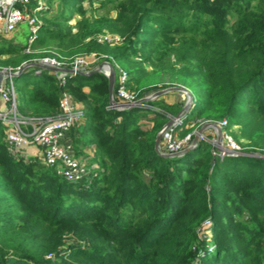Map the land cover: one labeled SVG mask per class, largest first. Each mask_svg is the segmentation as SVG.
Segmentation results:
<instances>
[{
	"label": "trees",
	"instance_id": "obj_1",
	"mask_svg": "<svg viewBox=\"0 0 264 264\" xmlns=\"http://www.w3.org/2000/svg\"><path fill=\"white\" fill-rule=\"evenodd\" d=\"M57 1L55 15L50 7L40 13L33 47L42 53L29 56L26 42L0 40V55L11 56L4 67L96 53L99 64L128 73L139 99L187 89L186 128L193 116L226 121L224 131L247 142L244 154L264 155V0ZM106 31L123 42L98 43ZM14 82L25 117L53 116L62 90L72 94L84 111L70 132L75 154L94 147L97 176L68 182L41 158L25 159L0 122V264H264L263 158H221L206 141L181 157L159 155L166 115L181 106L158 99L146 105L164 113L111 109L103 72L69 77L62 88L52 72L27 69ZM198 88L201 98L192 93Z\"/></svg>",
	"mask_w": 264,
	"mask_h": 264
},
{
	"label": "built area",
	"instance_id": "obj_2",
	"mask_svg": "<svg viewBox=\"0 0 264 264\" xmlns=\"http://www.w3.org/2000/svg\"><path fill=\"white\" fill-rule=\"evenodd\" d=\"M33 2H35L34 7L29 9L28 7L32 5ZM45 7V0H0V35H11L18 31L22 24H28L29 35L27 37L26 51L32 54L33 46L38 40L43 25L39 19V14ZM97 41L101 44L115 46L121 44L123 38L116 34L105 33L97 36ZM98 61L99 57L92 55H81L70 60L45 57L33 59L29 63H25L22 68L17 69L15 72H9L19 74L28 64H40L60 70L70 69L72 73L52 72L58 81L59 87L63 88L66 86L69 77L77 76L80 73H89L92 65L96 64ZM113 68L116 73V93L114 96L116 108L110 106L111 109L124 111L138 107H149L158 112L156 108L148 106L146 103L137 105V102L141 99L138 98V93L131 92L128 89V73L117 65H115V67L113 66ZM29 69L33 70L35 74H40L44 71L38 67ZM103 71L108 77L110 69L104 67ZM17 99L18 94L14 78L9 77L3 81L0 90V100L7 104L6 110H0V122H2L6 128V140L12 150L30 145L40 147L43 164L46 167L54 168L57 173L68 182H81L85 179L97 176L95 170L87 162L76 157L73 144L67 140L74 126L84 119L83 109L76 103L75 99L68 91L62 90L57 114L47 117L22 116L18 110ZM170 120H174V123L169 127L165 125L160 131L165 153L179 154L188 148L197 147L200 141H206L208 139L206 135L207 130L205 131V129L203 134L199 133L200 130H195L186 134L184 137H179L176 134L175 128L183 124V118L175 119L174 117ZM210 123L212 122L201 124L193 122L188 129L197 128L199 125L202 127L206 126L212 131L215 130L218 136V130L208 126ZM217 124L221 130L224 131L227 122L223 121ZM222 136V145H219L218 141H216L219 150L221 149L222 151L213 152L214 155L223 158L227 156L228 153H232L233 155L243 153L241 148L236 145L229 136ZM196 137L199 138L198 142L193 144ZM208 224H210V222L206 221L205 226Z\"/></svg>",
	"mask_w": 264,
	"mask_h": 264
},
{
	"label": "rangeland",
	"instance_id": "obj_3",
	"mask_svg": "<svg viewBox=\"0 0 264 264\" xmlns=\"http://www.w3.org/2000/svg\"><path fill=\"white\" fill-rule=\"evenodd\" d=\"M46 1V7H45V9L44 10H48V8L49 9H51V12H52V14L53 15H55L57 12H58V1L57 0H54V1H52L51 3H49V1L50 0H45ZM34 5H35V2H33L32 3V5H30L28 8L30 9H32L33 7H34ZM96 6V5H95ZM86 8L87 9H89L90 7H89V5H87L86 4ZM95 8H97V7H95ZM104 13V11H99V14H103ZM91 15V14H90ZM89 15V16H90ZM39 19H40V21L42 22V24L44 23L43 22V19H42V17H41V14H39ZM79 20V17L78 16H75V18L70 22V25H74V24H76V22ZM74 32H76V30H74ZM22 33V35L21 36H19L20 34ZM105 33H109V32H102V33H100V34H98V36L99 35H102V34H105ZM19 34V35H18ZM28 35H29V26H28V24H22L21 25V28L17 31V32H15V33H13V34H11V35H4V34H1L0 35V40H4V39H8V40H10V39H13V41H14V43H16V44H23V43H25L26 42V44H27V37H28ZM96 39H97V37H96ZM98 42V41H97ZM99 43V42H98ZM2 43H0V45H1ZM101 44V43H100ZM27 46V45H26ZM42 52L40 51V50H36V49H34L33 48V50H32V54H29V53H27V51H26V49L24 50V54H26V55H29V56H33V55H35V54H37V55H40ZM95 56V57H99L96 53H90V54H85L84 56ZM76 57H78V56H76ZM37 58H45V57H36V58H32V59H30V60H28V61H26V62H23V63H21L19 66H17V67H4L3 66V64H1L2 62H7V61H10L11 60V56H8V55H0V70H5V71H12V72H15L17 69H19V68H22L23 67V65L25 64V63H29L31 60H33V59H37ZM53 58V57H52ZM75 58V57H74ZM100 58V57H99ZM103 63H108L107 61H105V62H103ZM102 63H96V64H93L92 65V67H91V70H90V72L91 71H93V70H96L97 68H99V66L101 65ZM103 74L104 75H106L105 73H104V71H103ZM107 76V75H106ZM15 87H16V91H17V94H18V96H21L22 95V90H21V87L18 85V83H16L15 82ZM166 89H170V88H166ZM166 89H163V90H166ZM158 91H161V90H158ZM158 91H155V92H158ZM131 92H133V91H131ZM155 92H153V93H151V94H148L146 97H149V98H151L152 97V95L155 93ZM192 93H193V95H194V97L195 98H201L202 96H203V94H204V90H203V88H198V89H194L193 91H192ZM71 96H72V94H71ZM114 96H115V93H114ZM165 96H168V99H166V100H168L169 102H170V104H168V103H166V101L163 99V97H165ZM73 97V96H72ZM146 97H144V98H146ZM74 98V97H73ZM159 99V102H161V103H158L159 105H166V106H181V108H182V110H183V108H184V106L188 103V96H186L183 92H170V93H167V94H165V95H163V96H161V97H158V98H154V99H152V100H150V101H153V100H158ZM149 101V102H150ZM192 106H193V104H192ZM140 108V107H139ZM149 110H152L151 108H149V107H147ZM154 108H156L157 109V111L158 112H161V113H164V112H162V109H160V107H154ZM192 108V107H191ZM181 110V111H182ZM191 110V109H190ZM180 111V112H181ZM20 114L22 115V116H26L25 115V112L22 110V108L20 109ZM166 117H167V119H172V118H174V117H176V116H172V115H170V114H167L166 115ZM150 118H152V117H150ZM192 119H191V121H194V122H196L197 120H196V116H193V117H191ZM169 120H167V123L169 122ZM205 122H207V123H209L210 121H199V123L201 124V123H205ZM166 123V124H167ZM198 123V124H199ZM165 124V125H166ZM197 124V125H198ZM142 126L144 127V129H151L152 128V126H153V122H152V120H149L148 121V124L145 122V123H142ZM206 126H201V125H199L197 128H192L191 130H192V132L193 131H195V130H200V129H202V128H205ZM186 129H188V127L186 128V125H185V122L183 123V124H181V125H179V126H177L176 128H175V130H176V134L179 136V137H183L186 133H187V131H186ZM208 132H207V131ZM205 131H206V135H207V140H206V142L208 143V144H210V145H212V151L213 152H218V151H220L219 150V146L217 145V143H216V141H218V136H217V134H216V131L214 130V131H212L211 129H208V127H206L205 128ZM213 132V133H212ZM233 132H234V134H240V129L238 128V127H235L234 129H233ZM222 135H227V136H229V138H231L232 140H233V142L236 144V145H238L240 148H241V151L243 152V154H244V152L247 150V147L245 146L246 144H247V142L245 141V140H241V141H238L237 139H235L234 137H233V135L231 134V133H228V132H226V131H222ZM161 147H162V152L163 153H165L164 152V149H163V145H161ZM1 191V190H0ZM3 191V190H2ZM208 227H210L211 228V226H210V224H208L207 225ZM210 228H208V231L207 232H209V230H210ZM211 246L209 247L210 249H213L214 248V244H210Z\"/></svg>",
	"mask_w": 264,
	"mask_h": 264
},
{
	"label": "water",
	"instance_id": "obj_4",
	"mask_svg": "<svg viewBox=\"0 0 264 264\" xmlns=\"http://www.w3.org/2000/svg\"><path fill=\"white\" fill-rule=\"evenodd\" d=\"M32 67H38L40 69H43V70H47V71H50V72H65V73H72V70L70 69H56V68H51V67H48V66H45V65H40V64H28L27 66H25L22 70V72H20L19 74H16V73H12V72H9V71H5V70H0V90L2 88V84H3V81L5 79H8L9 77H17L19 76L20 74H22L23 72H25L27 69L29 68H32ZM104 67H108L110 69V74L108 75V80H109V101H110V106H113V108H116V102L114 100V87H115V83H116V73H115V70L113 68V66L110 64V63H102L99 68H97L96 70H93L89 73H80L78 75H91L95 72H103V69ZM170 92H183L185 93L187 96H188V103L184 106L183 110L175 117V119H182L184 118L190 111L191 107H192V104H193V96L192 94L185 88H182V87H174V88H170V89H166V90H161V91H158V92H155L151 98H143L141 100H139L137 102V105L139 104H142V103H147L149 102L150 100L154 99V98H158V97H161L167 93H170ZM174 123V120H170L166 125L169 127L171 126L172 124ZM208 126H211V127H214L218 130V144L219 145H222L223 143V136H222V130L221 128L219 127V125L217 123H210L208 124ZM206 128V127H205ZM205 128H202L200 129L199 133L200 134H203L204 133V129ZM198 137H196L194 139V142L193 144H196L198 142ZM162 135L161 133L159 132L157 138H156V142H155V151L159 154V155H162V156H165V157H181L183 156L184 154L190 152L191 150H193L194 148L191 147V148H188L186 149L185 151H183L182 153H179V154H167V153H163L162 152ZM220 151H222L220 149ZM239 155H249V156H254V157H258V158H263L264 159V155H254V154H239ZM239 155H233L232 153H228L227 156H239Z\"/></svg>",
	"mask_w": 264,
	"mask_h": 264
},
{
	"label": "crops",
	"instance_id": "obj_5",
	"mask_svg": "<svg viewBox=\"0 0 264 264\" xmlns=\"http://www.w3.org/2000/svg\"><path fill=\"white\" fill-rule=\"evenodd\" d=\"M163 99L166 101V103L170 104V102L166 100L168 99V96L163 97ZM6 108H7V104L0 100V110L3 111V110H6ZM150 117H153V116L150 115ZM188 128H190V126ZM67 140L73 144L70 133L68 135ZM14 151L17 152L22 157H25V159L41 158L42 160L41 148L35 145L25 146L23 148H20ZM83 152H84L83 154H79L78 152H76L77 153L76 157L84 162H87L90 166H93L92 163L96 156L94 147L85 148Z\"/></svg>",
	"mask_w": 264,
	"mask_h": 264
}]
</instances>
